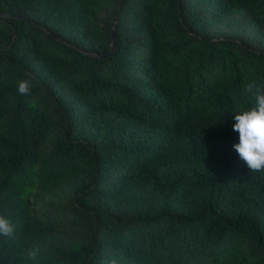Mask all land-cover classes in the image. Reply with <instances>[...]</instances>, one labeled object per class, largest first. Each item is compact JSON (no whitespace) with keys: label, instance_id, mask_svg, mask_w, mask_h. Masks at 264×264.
Listing matches in <instances>:
<instances>
[{"label":"trees","instance_id":"16d2710c","mask_svg":"<svg viewBox=\"0 0 264 264\" xmlns=\"http://www.w3.org/2000/svg\"><path fill=\"white\" fill-rule=\"evenodd\" d=\"M250 81L264 0H0V264H264Z\"/></svg>","mask_w":264,"mask_h":264},{"label":"clouds","instance_id":"9594fccd","mask_svg":"<svg viewBox=\"0 0 264 264\" xmlns=\"http://www.w3.org/2000/svg\"><path fill=\"white\" fill-rule=\"evenodd\" d=\"M31 87V79L21 80L18 82L17 91L21 96H26ZM244 91L251 95L254 103L234 114L233 130L239 134V143L233 147L249 169L264 171V87L250 81L244 85ZM14 231L12 222L0 215V236L12 237ZM38 252V248L29 250V258L35 260Z\"/></svg>","mask_w":264,"mask_h":264},{"label":"water","instance_id":"95a60500","mask_svg":"<svg viewBox=\"0 0 264 264\" xmlns=\"http://www.w3.org/2000/svg\"><path fill=\"white\" fill-rule=\"evenodd\" d=\"M119 12V11H118ZM116 17L117 16H115V19H114V22H113V28H114V26H115V24H116ZM89 56H92V55H90V54H88Z\"/></svg>","mask_w":264,"mask_h":264}]
</instances>
